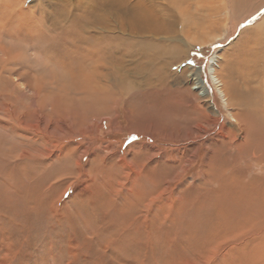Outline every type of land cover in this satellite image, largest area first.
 <instances>
[{
    "label": "rangeland",
    "instance_id": "374dc122",
    "mask_svg": "<svg viewBox=\"0 0 264 264\" xmlns=\"http://www.w3.org/2000/svg\"><path fill=\"white\" fill-rule=\"evenodd\" d=\"M89 1L90 3L88 0H0V24L4 27V32H0V41L14 54L21 51L24 56L33 60L39 55L37 48L41 46V37L32 43L36 49L32 53L24 46L25 36L30 37L28 32L38 33L42 30L41 33L44 32L41 36L54 37L61 32L59 29L53 31L54 26L69 25L85 9L96 12V16L100 17V9L105 6V0ZM152 1L151 4L159 14L172 13L177 18L179 25L176 27V41L185 49L183 55L170 62L163 56L162 59L169 62V66L159 76H146L151 71L144 70L149 65L145 63L147 61L130 66L132 75H127L126 82L130 81L132 91L128 95H135V100L119 106L111 118L104 117V120L95 122L88 120L89 123L80 128L78 122L73 124L76 119L72 114L70 117L65 116V119L53 115L50 119L46 118L43 125L38 124L37 132L42 139L30 144L35 149L31 153L36 154V158L42 162V165H38L40 169H36V180L45 175V168L52 176L44 184L48 196H40L41 202L43 198L53 197L52 209L62 219L56 222L54 218H50L51 215L45 217L44 214L31 210L10 215V209L0 207V264H238L237 256H241V264H248L243 252L253 254L251 259L254 262L250 264H264V235L262 244L252 243L251 238H246L250 245L236 249L238 254L236 251L230 253V244L217 249L207 244L203 247L202 235L208 234V227L194 236L189 232H179L176 235L167 233L172 216L166 215L169 217L164 221L163 212L159 210L162 207L168 211V207L173 206L174 202H167L169 193L177 192L176 196L179 195V198L186 197L188 188H193L192 182L203 172L206 156L213 155L219 147L218 143L232 138L235 123L229 121L228 114L237 118L243 107L233 102L229 85L234 83V87L242 91L255 85L248 80L242 81L251 71L241 69V49L245 47V41H249L248 45L252 46L253 34L256 36L259 32L261 35L257 29L264 25V6L252 16V7L257 6L258 0L249 5L248 0ZM21 6L27 12L24 22L12 15ZM244 11L249 14H243ZM150 34L148 32L145 37L153 44L164 46L173 41L170 35L163 32L159 36ZM213 56L217 65L213 68L216 70L214 76L219 81L217 86L228 97L226 109L207 70L208 61ZM226 64L231 66L227 67ZM193 70H197L200 81V88L197 89H194ZM143 78H146V82ZM12 80L22 87V81L17 80L15 75ZM207 88L211 89L210 92ZM200 94L210 97L205 98ZM76 108L73 105L71 112L74 110L79 113ZM185 134H190L194 141L187 139ZM66 146L68 153L63 155ZM226 153H231V150H226ZM164 159L167 162H180L186 171L172 181L176 172L170 165H166ZM63 160L68 161L67 170L60 166ZM29 165L32 167L33 162ZM57 167L59 170L51 172ZM8 173L10 171L0 173V184L4 180L5 184L9 183L6 176ZM154 173H166L167 181L163 182L159 190H169V193L153 201L154 206L151 205L148 217L149 227H141L139 233H124L133 238V241L128 242L127 246H121L119 250L106 248V242L114 241L110 236V228L121 221L120 214L107 210H104L103 215L97 213L96 207L92 208V203L99 200L93 195L95 192L97 195H106L112 181L115 182L112 186L123 183L127 187L132 180L139 181L144 186L148 176L152 177ZM20 176L19 180L23 182L24 175ZM168 182L169 185H166ZM35 199V196L33 198L29 194L27 201L33 202ZM107 215H110V221L106 224ZM83 221L89 225L90 234ZM229 235L231 234L225 236Z\"/></svg>",
    "mask_w": 264,
    "mask_h": 264
},
{
    "label": "bare ground",
    "instance_id": "6f19581e",
    "mask_svg": "<svg viewBox=\"0 0 264 264\" xmlns=\"http://www.w3.org/2000/svg\"><path fill=\"white\" fill-rule=\"evenodd\" d=\"M254 1L248 0L247 5ZM104 2L105 6L100 9V17L96 16V12L85 9L79 17L73 18L69 25L54 26L53 31L61 30L54 37L41 36L44 32L41 33L42 30L38 33L28 32L30 37L25 36L26 44H24L27 50L34 51L32 43L36 38L39 40L41 37L39 41L41 46L37 48L39 55L33 60L28 59L21 51L14 54L0 41V173L10 171L6 175L9 183L5 184L3 179L4 182L0 184V207L10 209V215L27 213L31 210L38 214L42 213L45 217L51 215L50 218H54L56 222L62 219L61 215L52 209L53 197L43 198L41 202V197L47 195L44 184H47L52 176L45 168V175L39 176L42 178L36 180V169L39 168L38 165H42V162L36 158V154L31 153L35 149L30 144H35L42 139L37 132L38 124L43 125L44 120L50 119L53 115L65 119L67 115L70 117L72 114L76 119L73 124L78 122L80 128L86 126L89 123L88 120L95 122L104 117L111 118L119 106L135 100V95L129 96L132 85L130 81L126 82L127 75L131 73L130 66L134 67L141 61H143L142 64L147 61L145 62L149 63L148 67L146 66L147 69H144L145 65L142 68L147 72L151 71L146 76H159L163 73V69L169 66L170 60H175L185 51L176 41V27L179 25L177 18L172 13L159 14L151 4L152 0L135 2L105 0ZM88 3H90L89 0ZM263 6L264 0H258L257 6L252 7V16ZM246 10L248 11V8ZM16 11L17 13L11 11L12 15L24 22L27 12L23 6ZM247 11L243 14L248 15ZM257 30H260L261 35ZM257 30L258 35L251 36L254 40L252 46L248 45L249 41L243 43L245 47L241 49L243 59L240 65L242 70L251 71V74L245 76L242 81L248 80L255 85L249 86L244 91L236 89L234 83L229 85L233 102L243 107L241 114H237V118L231 113L228 114L229 121L235 123L232 138L218 143L219 147L213 155L206 156L203 166L201 165L203 172L196 181L192 180L193 188H188L189 193L186 197L179 198V195L176 196L177 192L171 194L169 190L164 192L163 189L159 190L167 179L166 173L159 175L154 173L152 177L148 176L144 186L134 180L127 187L117 182L115 186H112L111 184L115 183L112 181L110 187L107 186L106 195H97L95 192L93 196L99 202L93 201L92 208L96 207L97 213L103 215L104 210H107L120 214L121 221L110 228V236L114 238V241L106 242V248L119 250L121 246H127L128 242L133 241L131 240L133 238L124 233L129 231L139 233L141 227L144 229L149 227L150 218L148 217L153 201L161 199L168 193L167 202H174L173 206L166 208L168 211L162 207L159 208L161 213L163 212L164 221L169 217L166 215L172 216L169 219L170 225L166 229L167 233L176 235L179 232H189L194 236L195 233L203 232L202 229L208 227V234L202 235L203 247L207 244L217 249L222 245L230 244V253L236 251L237 254L236 249L250 245L246 238H251L252 243L262 244L264 235V25ZM0 32H4L2 24H0ZM148 32L157 35L163 32L170 35L174 42L164 46L150 43L145 37ZM163 56L167 57L169 62L164 61ZM226 65L228 67L230 64ZM214 66L217 65L213 56L208 61L207 70L214 89L226 109L228 97L226 98V94L217 86L219 81L214 76L216 71L213 69ZM193 71L194 86H196L194 89H197L200 88V81L197 70ZM13 75L17 77V80L22 81V87L13 82ZM145 80L146 78L144 82ZM201 96L210 97L207 94ZM15 101L17 103H14ZM65 101L68 103H64ZM73 105L77 107L75 110L79 113L74 110L71 112ZM193 129L190 128V130ZM185 135L187 139L191 138L194 141L190 134ZM175 139L179 140V138ZM226 150H231V153L227 154ZM65 153H68L67 146L62 154L67 155ZM164 161L176 172V177L171 178L172 181L181 177L186 171V168L176 160L167 162L164 159ZM30 162H33L34 166L31 167ZM60 166L67 170L68 161L63 160ZM56 170L59 168H53L51 172ZM21 174L24 175L23 182L19 180ZM1 176L4 177L2 174ZM166 185H169V182ZM29 194L33 195V198L35 196L36 199L33 202L27 201ZM110 215H107L106 224L110 221ZM83 223L90 234L89 225L84 221ZM227 234L231 235L225 236ZM226 237L227 239H224ZM243 253H245V259H248L246 260L248 264L254 262L251 259L253 254ZM237 262L241 264V256H237Z\"/></svg>",
    "mask_w": 264,
    "mask_h": 264
}]
</instances>
